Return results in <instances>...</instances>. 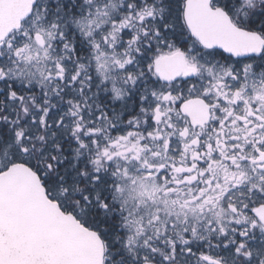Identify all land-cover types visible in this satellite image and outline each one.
<instances>
[{
	"label": "snow or ice",
	"instance_id": "snow-or-ice-1",
	"mask_svg": "<svg viewBox=\"0 0 264 264\" xmlns=\"http://www.w3.org/2000/svg\"><path fill=\"white\" fill-rule=\"evenodd\" d=\"M0 264H264V0H0Z\"/></svg>",
	"mask_w": 264,
	"mask_h": 264
}]
</instances>
